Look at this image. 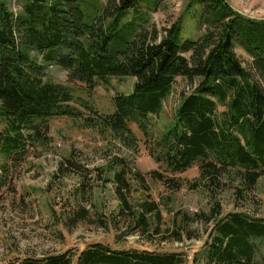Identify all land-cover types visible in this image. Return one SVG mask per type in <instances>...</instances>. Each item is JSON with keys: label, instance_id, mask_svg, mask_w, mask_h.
Segmentation results:
<instances>
[{"label": "trees", "instance_id": "16d2710c", "mask_svg": "<svg viewBox=\"0 0 264 264\" xmlns=\"http://www.w3.org/2000/svg\"><path fill=\"white\" fill-rule=\"evenodd\" d=\"M17 1L21 11L15 14L7 0H0V171L5 174H0V187L6 184L9 162L19 164L30 144L43 143L50 118L79 114L70 105L72 87L47 80L46 67L31 52L67 70L70 83L93 87L109 84L112 77L134 76V92L114 95L113 112L86 119L89 126L110 130L130 147L136 140L131 125L149 136V117L160 114L177 77L194 82L182 96L176 123L158 138H145L149 155L163 169L151 174L163 183L173 181L167 174L185 172L196 163L200 174L193 187L204 185L216 193L225 186L251 190L264 178V19L240 13L227 0H192L203 5L213 27L198 40L179 45L182 24L177 21L164 28L159 40L157 29L141 31L132 41L123 38L122 47L113 51V37L138 0L114 1L112 9L108 0L102 15L90 23L84 0ZM237 44L251 56V69L238 56ZM128 173L123 167L115 174V192L124 204ZM232 177H239L243 186L229 184ZM142 206L137 223L147 229L144 210L155 212L158 207L148 201ZM205 245L204 264H264V218L243 212L223 216ZM1 264L187 263L182 252L116 249L93 242L78 255L65 250Z\"/></svg>", "mask_w": 264, "mask_h": 264}, {"label": "rangeland", "instance_id": "374dc122", "mask_svg": "<svg viewBox=\"0 0 264 264\" xmlns=\"http://www.w3.org/2000/svg\"><path fill=\"white\" fill-rule=\"evenodd\" d=\"M7 1L15 14L21 11L17 0ZM109 1L84 0L87 22L102 15L104 5L108 3L112 9L118 0ZM191 1L138 0L122 19L110 50H118L123 38L132 41L141 31L157 29L159 40L164 28L177 21L182 24L179 45L198 40L213 27L205 19L203 5ZM227 2L248 17L264 19V0ZM235 50L251 69V56L238 44ZM31 55L46 67L47 80L72 87L70 105L79 114L50 118L43 143L30 144L29 153L19 164L9 162L6 184L0 187V264L65 250L78 255L93 242L116 249L182 252L187 264H204L205 241L219 218L233 212L264 218V178L251 190L239 192L225 186L216 193L204 185L193 187L200 174L198 163L185 172L167 174L171 182L163 183L152 176V170L163 169L149 155L145 138H158L176 123L182 96L192 90L194 82L192 85L185 77H177L160 114L149 117V136L136 124L131 125L136 140L130 147L110 130L89 126L86 119L113 112L114 95L134 92V76L112 77L109 84L98 82L88 87L82 82L70 83L67 70L58 64L45 62L36 52ZM184 55L190 57L191 52ZM119 159L124 162H117ZM123 167L129 171L130 190L125 192L128 204L120 202L115 192V174ZM228 181L232 186H243L239 177ZM144 201L158 207L155 212L144 210L147 229L137 223ZM201 213L208 218L200 217Z\"/></svg>", "mask_w": 264, "mask_h": 264}]
</instances>
